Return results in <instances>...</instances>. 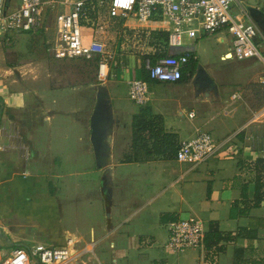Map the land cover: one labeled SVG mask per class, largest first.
Segmentation results:
<instances>
[{
  "label": "crops",
  "instance_id": "0c3cea01",
  "mask_svg": "<svg viewBox=\"0 0 264 264\" xmlns=\"http://www.w3.org/2000/svg\"><path fill=\"white\" fill-rule=\"evenodd\" d=\"M244 10L259 26L256 42L264 49V30L253 17L264 21V0H237L231 13L248 19ZM101 20L85 24L93 29L85 27L84 41L100 39L116 52L110 77H99L105 80L113 117L106 167L98 166L90 141L96 98L81 95L98 83L61 87L49 73L28 89L18 81L0 84V221L16 217L2 227L8 249L0 250H30L37 243L64 245L72 238L82 264H203L197 248L173 253L164 247L167 223L193 216L203 220L206 232L213 221L223 233L240 232L214 264H264V199L259 206L252 205L256 173L245 166L264 157L262 61L233 57L234 36L227 29L186 36L181 46H168L167 53L187 54L190 62L179 81L149 80L151 100L146 105L162 117L165 129L175 133L179 143L207 131L219 149L197 165L162 156L125 161L132 143V118L143 105L135 103L137 107L126 113L116 87L129 93L130 81L144 78L147 61L143 65L139 52L161 51L162 44L152 33L169 31L170 25L125 20L123 26L134 41L128 46L131 51L122 55L119 45L110 43L114 33L104 34ZM199 65L207 77H197ZM108 168L109 196L103 189L104 195L100 193ZM23 210L28 232L18 216Z\"/></svg>",
  "mask_w": 264,
  "mask_h": 264
},
{
  "label": "built area",
  "instance_id": "2783aa9c",
  "mask_svg": "<svg viewBox=\"0 0 264 264\" xmlns=\"http://www.w3.org/2000/svg\"><path fill=\"white\" fill-rule=\"evenodd\" d=\"M237 0H0V34L11 31L38 32L48 28L51 14L55 15V35L50 50L58 59L81 58L96 61L98 76L106 79L116 52L100 39L84 41L82 24L96 25L102 15L110 19L127 20L134 17L146 23L159 20L170 25L169 46H181L186 36L212 35L227 29L234 36L231 55L239 60L257 58L264 64V49L256 42L260 34L257 23L237 18L231 13ZM104 12V13H103ZM190 62L187 54L159 56L155 62L147 60L149 78L158 82H175L183 77ZM264 84V73L260 78ZM129 97L138 105L151 100L149 83L141 77L129 83ZM194 113L191 112L190 116ZM219 149L212 134L201 131L194 138L179 143L176 159L197 165L207 161ZM168 239L164 244L167 251L180 253L189 248L200 250L201 262L208 264L205 257L206 228L197 217L179 218L167 223ZM82 264L75 251V241L68 238L64 245L37 243L30 250L16 247L8 253L0 250V264Z\"/></svg>",
  "mask_w": 264,
  "mask_h": 264
},
{
  "label": "rangeland",
  "instance_id": "374dc122",
  "mask_svg": "<svg viewBox=\"0 0 264 264\" xmlns=\"http://www.w3.org/2000/svg\"><path fill=\"white\" fill-rule=\"evenodd\" d=\"M251 11L254 13V9H252ZM102 19L103 20H101V23L105 24V27L103 29L104 34L110 37V34L114 33L113 37L110 38V43L115 46L119 45V47L117 48L118 54L123 55L127 54V52H130L131 49L128 48V46L132 45L131 41H134V39L129 34L130 29L126 31L123 26L125 20L117 18L110 19L108 17H103ZM85 27L87 28V31L93 29L91 28V26L85 25L83 23L81 26L83 36L86 31ZM9 33H7L9 34V37H7V39L2 38L7 34H0V84L11 86L13 83H17L18 81V85L24 86L26 89H28L30 88V84L32 81L38 80L40 77H43L45 74L47 75L49 73H51L54 84H57L61 87L74 85L86 86L90 82L94 81L98 83L95 84L96 89L89 88L85 91V93H81V95H93V97L96 98L93 107L94 111L98 99V91L96 90L101 86L106 88L105 83L103 84L105 80L100 79L98 76L95 65L96 61H89L81 58L58 59L50 53V43L55 35V22L54 17L52 15L49 16L48 28L46 30H41L38 32L11 31ZM47 41H49L48 44ZM140 52L139 54L141 56L143 65L147 60H151V57H153L154 55H159L160 53H163L158 50L154 51L147 49L140 50ZM165 53L167 52L165 51ZM231 62L234 66L236 65L235 61ZM109 77L110 75L106 79H108ZM116 90L119 91V95H122L121 102L126 113H128L130 109L137 107V105L130 99V97L127 96L129 95V93H127L125 87L119 86L116 87ZM92 113L90 116L89 123L91 143ZM127 115L128 114H126V116ZM100 193L104 195V193L102 192V187ZM67 198L70 201V195ZM70 202L75 203L74 198ZM24 213V210L19 211L20 215L18 216L22 217L21 228L28 232L29 223H27L24 219L25 217L21 215ZM15 218V216H10V218H8L3 223H1L0 221V249L1 247L8 249L6 244H4L6 238L2 227L3 225H7V223H14ZM35 237L38 239H43L42 235L36 234ZM11 247H13V245L9 246V248Z\"/></svg>",
  "mask_w": 264,
  "mask_h": 264
},
{
  "label": "trees",
  "instance_id": "16d2710c",
  "mask_svg": "<svg viewBox=\"0 0 264 264\" xmlns=\"http://www.w3.org/2000/svg\"><path fill=\"white\" fill-rule=\"evenodd\" d=\"M153 36L157 37L159 43L162 44L163 50L159 55L151 57V62H155L159 56L165 55L168 45V31H153ZM96 65V64H95ZM196 65L193 64L192 71ZM185 73V71H184ZM183 73V74H184ZM144 79L151 80L148 74L144 73ZM179 148L177 135L169 132L163 125V119L160 115L154 114L151 107L143 105L138 113L132 118V143L130 151L124 155L125 161H144L155 156L163 158H175ZM246 168L250 171H255V198L253 206H259L264 199V157L257 159L255 162H247ZM246 191V187L245 190ZM246 193V192H245ZM246 195V194H244ZM249 202L246 200V205ZM234 208L232 215L234 214ZM165 214L162 215L164 219ZM242 230V229H241ZM240 235V232L223 233L220 231L217 222H211L209 230L205 234V261L208 264H214L219 253L225 252L226 243L235 240ZM240 250L237 249L235 257H239ZM237 264H244L237 262Z\"/></svg>",
  "mask_w": 264,
  "mask_h": 264
},
{
  "label": "water",
  "instance_id": "95a60500",
  "mask_svg": "<svg viewBox=\"0 0 264 264\" xmlns=\"http://www.w3.org/2000/svg\"><path fill=\"white\" fill-rule=\"evenodd\" d=\"M9 2L10 0H6L7 6ZM254 12H257L256 9H254ZM253 17L264 30V21L260 19V17H256L254 14ZM197 77L199 79L207 77V74L201 65L198 66ZM97 96L98 99L91 117V139L98 166L106 167L107 163L110 161V137L113 131V117L107 89L102 86L99 87ZM111 173L112 171L108 168L103 176L102 189L108 193V196L111 193V188L109 187V183L111 182Z\"/></svg>",
  "mask_w": 264,
  "mask_h": 264
}]
</instances>
